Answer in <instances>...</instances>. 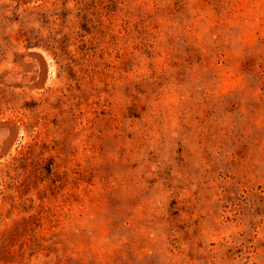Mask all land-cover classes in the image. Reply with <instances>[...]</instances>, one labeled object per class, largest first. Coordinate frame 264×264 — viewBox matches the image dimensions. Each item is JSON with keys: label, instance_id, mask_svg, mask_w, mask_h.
Returning <instances> with one entry per match:
<instances>
[{"label": "rangeland", "instance_id": "374dc122", "mask_svg": "<svg viewBox=\"0 0 264 264\" xmlns=\"http://www.w3.org/2000/svg\"><path fill=\"white\" fill-rule=\"evenodd\" d=\"M0 264H264V0H0Z\"/></svg>", "mask_w": 264, "mask_h": 264}]
</instances>
